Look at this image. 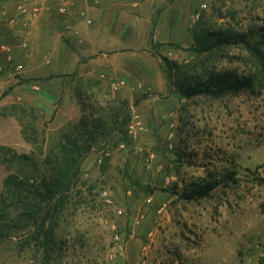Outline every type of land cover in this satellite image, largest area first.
Wrapping results in <instances>:
<instances>
[{
    "label": "rangeland",
    "instance_id": "1",
    "mask_svg": "<svg viewBox=\"0 0 264 264\" xmlns=\"http://www.w3.org/2000/svg\"><path fill=\"white\" fill-rule=\"evenodd\" d=\"M56 1L54 15L65 8L58 17L64 30L45 38L41 17L48 10L41 0H0V146L40 162L42 140L78 121L81 99L86 114L93 110L100 118L126 101L127 119L119 120V133L108 121L110 134L82 160L49 241H29L32 231L0 223V264H264V76L234 43L243 35L264 55V0H167L175 10L168 16L149 4L142 16L126 9L124 25L144 26L136 57L96 51L91 59L77 58L84 41L69 19L89 20L84 6L76 9L85 0ZM91 4L98 9L99 0ZM166 17L175 35L159 43L153 36ZM211 33H221L226 44L192 51ZM29 52L27 64L22 56ZM59 60L64 67L54 66ZM210 70L252 76L253 93L181 95ZM35 85L57 95L45 97ZM8 162L0 157V210L11 219L21 209L3 189L18 168ZM204 179L216 182L215 189L186 200Z\"/></svg>",
    "mask_w": 264,
    "mask_h": 264
},
{
    "label": "trees",
    "instance_id": "2",
    "mask_svg": "<svg viewBox=\"0 0 264 264\" xmlns=\"http://www.w3.org/2000/svg\"><path fill=\"white\" fill-rule=\"evenodd\" d=\"M211 34L212 38L207 39L205 46L199 44L200 48H193L192 51L199 53L226 44L224 38H221L223 36L221 33ZM214 37L216 40L213 39ZM234 43L241 44L248 50L258 63L259 74L263 77L264 55L259 48L253 46L243 35L235 38ZM161 59L168 64L166 58L161 57ZM254 81L252 76H239L231 72L210 70L205 71L202 78L194 79L189 89H180L179 92L186 98L195 95L220 98L242 91L253 93ZM77 94L80 100V92L77 91ZM80 102L82 110L78 121H68L56 136L46 142L42 140L46 154L40 162L32 155H17L11 148L0 146L2 162L10 161L18 165L17 171L9 173L2 184L7 198L12 199L14 204L21 209L11 219H8L9 215L7 217L0 210V223L9 220L10 225L18 230L32 231L29 241H49L52 235L50 230L56 227L61 212L69 203L70 192L78 179L82 160L93 150L100 139L110 134L111 130L107 129L108 121L111 122L113 131L119 133L120 119H127L125 111L128 103L126 101L121 102L114 110L111 109L105 118H100L93 110H89L86 114L87 106H83L82 99ZM21 135L26 142L36 141L26 138L24 134ZM8 153L11 156L7 160L6 154ZM201 182L202 184H194L191 187L185 196L186 200L203 199L217 186L216 182L206 179ZM8 207L9 205H5L4 209Z\"/></svg>",
    "mask_w": 264,
    "mask_h": 264
},
{
    "label": "crops",
    "instance_id": "3",
    "mask_svg": "<svg viewBox=\"0 0 264 264\" xmlns=\"http://www.w3.org/2000/svg\"><path fill=\"white\" fill-rule=\"evenodd\" d=\"M66 1L63 0L62 3L65 4L67 3ZM54 2H58V1L41 0L42 8L46 6V9L48 10V11L43 10L42 17H41L44 26L42 25L43 27L40 30V34L43 35L45 38H50L53 35L57 36L56 34H61L62 31L64 30V25H63L64 22H62L61 20H58L59 19L58 17L60 15L58 16L56 12H55V15L53 14L54 8L52 4ZM71 2L74 4V0H72ZM91 2L92 0H85L84 4L82 3L76 4V9L83 10L81 8H83L84 6V9H85L84 11L86 12V14L88 13L89 20H86L87 18L86 19L78 18L76 14L75 16L69 17V19H71L70 20L71 30L74 29L75 32L77 31L80 38L83 39L84 41V45L81 46L77 50L78 51L77 58L85 57V58L91 59L93 55L96 54L95 53L96 51L101 52L102 56H105L108 52L109 53L113 52L116 54H125L126 56L129 55V57H134L135 55H137V53H136V48L133 46L138 44L139 41H140L139 42L140 44L143 41V38H140L139 40L135 38L138 35H143L142 31H144V26H142V24H140L139 26L137 25L134 26V24L133 26L132 24L124 25L122 23L124 15L126 14L124 10L128 9V11L136 12L140 16H142L144 12L146 11L145 5L149 4L151 6L155 5L161 8L160 10H157V11H155L154 9V12H153V13L158 12L157 14H160V16L163 14L168 16L169 13H172L175 11L174 8L168 7L167 0H99V4L97 5L98 9L95 6H93ZM37 3L38 2H33L32 6L34 8H37ZM36 10H39V9H36ZM30 12L28 13V15H29V18L32 19ZM90 16L92 17V20L90 19ZM127 17L132 18L129 15H127ZM133 18L139 19L137 14ZM100 20L103 21L102 22L103 24L101 23ZM64 21H67V20H64ZM86 21H87V24H86ZM138 21H141V19H139ZM159 21H161L159 23V28H158L159 30L155 32L153 39L154 41L157 40L159 43H164V42H167L165 40V37H168L169 35L173 37L175 35L174 34L175 31L173 30V33H171L172 28L174 27L172 25L173 23H170L167 20V17L166 19L160 18ZM90 22H91V25H90ZM34 23L35 21L32 22V24H30L32 25L31 28H33ZM176 23H175V28H177ZM135 24H136V20H135ZM29 27L30 26H28V28ZM94 28H96V30H94ZM74 31L73 33H75ZM125 31L130 32L129 35L126 34V38H125ZM132 36L134 37L130 39ZM94 37L96 39L98 37H102V39L100 40L97 39V42L94 43V45L100 46L101 48H97L93 44L90 43L91 39ZM32 57H33L32 54L29 52V53H24V56H22V59L24 62L28 64L30 61H32ZM99 59L100 58H98V60ZM100 61L102 60L100 59ZM78 63H79V60L75 58V67L77 66ZM102 63L103 62L100 63V68L104 69L106 66H108V64L104 65ZM130 63L135 65L133 62H130ZM54 66L59 67V68L64 67L61 64L60 60L58 61V63L55 62ZM113 68L116 69L117 67L113 66L112 69ZM133 68L140 70L142 66L137 67V65H135ZM9 81L11 80H8V82ZM33 89L39 90L40 91L38 92L39 94L42 93L45 97H48V98L53 99L57 95L56 92H53V93L51 92V94L50 93L48 94L47 92L48 90L46 86L39 87L35 85Z\"/></svg>",
    "mask_w": 264,
    "mask_h": 264
},
{
    "label": "built area",
    "instance_id": "4",
    "mask_svg": "<svg viewBox=\"0 0 264 264\" xmlns=\"http://www.w3.org/2000/svg\"><path fill=\"white\" fill-rule=\"evenodd\" d=\"M23 11H26L25 9H23ZM65 12V8L64 7H60L58 8V13L59 15L63 14ZM82 16L84 17V14L82 13Z\"/></svg>",
    "mask_w": 264,
    "mask_h": 264
}]
</instances>
